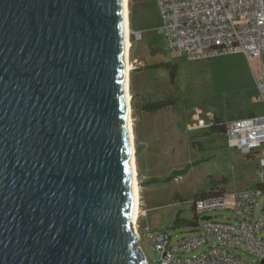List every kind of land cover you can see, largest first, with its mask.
Here are the masks:
<instances>
[{
  "label": "water",
  "instance_id": "obj_1",
  "mask_svg": "<svg viewBox=\"0 0 264 264\" xmlns=\"http://www.w3.org/2000/svg\"><path fill=\"white\" fill-rule=\"evenodd\" d=\"M124 26L123 0H0V264H148Z\"/></svg>",
  "mask_w": 264,
  "mask_h": 264
},
{
  "label": "rangeland",
  "instance_id": "obj_2",
  "mask_svg": "<svg viewBox=\"0 0 264 264\" xmlns=\"http://www.w3.org/2000/svg\"><path fill=\"white\" fill-rule=\"evenodd\" d=\"M129 8L132 126L141 195L137 226L139 231L153 229L143 232L140 245L149 264H155L160 253L152 245V236L166 230L175 242L198 233L195 225L188 224L195 217L193 204L209 192L213 182L227 178L228 183L220 186L230 191L246 184L250 188L256 180L255 162L228 146L224 133L189 132L187 122L191 115L201 109L232 119L242 116L248 108L264 111V106L258 99L260 90L257 88L254 93L248 75L232 59L193 61L170 51L158 31L156 0H129ZM167 62L178 64L174 82L167 67H158ZM257 76L259 79L260 70ZM163 99L176 102L155 113L137 108L144 102ZM263 205L264 195L255 214ZM206 214L236 222L231 210Z\"/></svg>",
  "mask_w": 264,
  "mask_h": 264
},
{
  "label": "built area",
  "instance_id": "obj_3",
  "mask_svg": "<svg viewBox=\"0 0 264 264\" xmlns=\"http://www.w3.org/2000/svg\"><path fill=\"white\" fill-rule=\"evenodd\" d=\"M156 4L158 31L170 51L193 61L241 53L251 65L253 57H261L257 84L264 97V0H156ZM213 121V114L196 109L187 130L211 131ZM224 135L228 146L255 162L254 186L197 198L193 209L199 232L172 242L166 230L156 231L152 245L160 257L155 264H263L264 205L258 214L255 208L264 195V113L226 122ZM217 210L233 211L236 222L220 216L202 218ZM151 231L141 229V241L143 232ZM202 247V252L191 255Z\"/></svg>",
  "mask_w": 264,
  "mask_h": 264
},
{
  "label": "bare ground",
  "instance_id": "obj_4",
  "mask_svg": "<svg viewBox=\"0 0 264 264\" xmlns=\"http://www.w3.org/2000/svg\"><path fill=\"white\" fill-rule=\"evenodd\" d=\"M123 6H124V18H125V48H126V82H127V103H128V123H129V129H130V135H131V161H132V168H133V178L135 182V193L133 197V204H134V214H133V225L134 229L140 236V232L138 230L137 226V219L139 217L140 213V185L138 183V168H137V162L135 158V145H134V132H133V126H132V108H131V92H130V75H131V69L132 64L130 60V54H131V39H130V8H129V0H123Z\"/></svg>",
  "mask_w": 264,
  "mask_h": 264
},
{
  "label": "trees",
  "instance_id": "obj_5",
  "mask_svg": "<svg viewBox=\"0 0 264 264\" xmlns=\"http://www.w3.org/2000/svg\"><path fill=\"white\" fill-rule=\"evenodd\" d=\"M158 67H167L169 69V76H170L171 81L174 82L176 80V77L178 74V64L177 63H175V62L161 63V64H158ZM175 102L176 101L174 99L147 101V102H144L141 105L137 106V108L140 109L141 111H144L147 113H155V112H158L160 110L166 109L169 106H172L173 104H175ZM213 122L214 123H213V126H212L210 133H214V132L224 133L226 121L222 117L215 115ZM138 152H139V148L137 150V154H138ZM226 183H228V179L225 177L218 180V181L213 182L212 183L213 186L211 187L209 192L207 194H203L201 196H207L210 194H217V193L226 192V188L220 186V185H223ZM188 224L194 226L196 224V216L194 217V219H191L188 222Z\"/></svg>",
  "mask_w": 264,
  "mask_h": 264
},
{
  "label": "crops",
  "instance_id": "obj_6",
  "mask_svg": "<svg viewBox=\"0 0 264 264\" xmlns=\"http://www.w3.org/2000/svg\"><path fill=\"white\" fill-rule=\"evenodd\" d=\"M218 58H224V59L229 58V59H232L237 64L238 67H241V70L245 74H247L248 77H249V82H250V86L249 87L254 88V91H255L254 93L255 94L257 93V88H258L257 79L259 77V76H257V71L260 70V77L262 76V58L261 57H253L252 58V65L249 62L248 58L244 54H241V53L215 57V58L210 59V62L213 61L214 59H218ZM260 98L261 97H260V94H259L258 99L260 100ZM260 102H262V106H264V97L261 98ZM212 113L213 112H211V114ZM248 113H251L253 115L254 114H263L264 111H262V110H260L258 108H256V109L255 108H248L242 116L237 117V118L227 119L225 117V115L220 114V113H218L217 116H220L226 122H229V121H233V120H236V119L244 118V117L248 116ZM205 114H210V113L209 112H206ZM254 183H255V181H254ZM246 185L244 187H242V188L234 189V190H230V191L232 192V191H240V190H243V189L247 188ZM253 186H254V184H253Z\"/></svg>",
  "mask_w": 264,
  "mask_h": 264
}]
</instances>
